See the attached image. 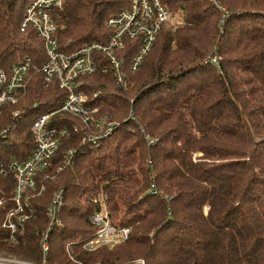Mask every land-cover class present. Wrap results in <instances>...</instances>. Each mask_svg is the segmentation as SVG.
<instances>
[{
	"label": "trees",
	"instance_id": "trees-1",
	"mask_svg": "<svg viewBox=\"0 0 264 264\" xmlns=\"http://www.w3.org/2000/svg\"><path fill=\"white\" fill-rule=\"evenodd\" d=\"M32 2L0 0V68L46 60L34 29L21 30ZM130 2L62 0L59 47L106 42V22ZM161 3L171 19L128 84L117 86L111 70L88 78L87 92H98L92 106L115 122L113 130L96 143L83 142L81 130L61 140L40 173L43 193L30 200L34 213L13 243L1 223L16 178L0 175V252L41 262L46 210L63 190L50 264H264V0ZM134 54L126 49L124 57ZM65 95L56 82L46 86L34 76L0 116V163L29 157L32 122ZM53 118L60 127L81 123L67 113ZM70 148L74 163L65 165ZM103 206L112 224L131 228L129 237L86 249L96 230L90 217Z\"/></svg>",
	"mask_w": 264,
	"mask_h": 264
},
{
	"label": "built area",
	"instance_id": "built-area-1",
	"mask_svg": "<svg viewBox=\"0 0 264 264\" xmlns=\"http://www.w3.org/2000/svg\"><path fill=\"white\" fill-rule=\"evenodd\" d=\"M61 7L62 0H33L26 8L22 20L21 30L32 28L42 39L46 51L45 62L38 65L26 58L9 69L0 68V116L6 106L20 102L36 74L43 76L46 86L56 82L66 92L56 110L40 114L32 122L34 149L29 157L0 163V175L13 174L16 178L12 189L13 206L7 210L1 223V227L8 232L11 243L17 241L34 213L30 200L43 193L45 187H39L40 173L50 166L60 148L61 140L81 130L85 133L83 142L88 138L96 143L99 138L108 136L115 126V122L109 121L105 114L99 113L97 106H92L98 92L93 95L87 92L90 87L88 78L111 70L117 86H126L129 73L139 69L154 47L163 24L171 19L170 10L161 0H131L128 8L106 22V26L111 29L106 42L94 41L75 50L64 51L59 47L56 36V10ZM130 48L135 54L127 60L124 53ZM58 112L77 117L81 123L57 126L52 117ZM18 114L19 110L13 112L14 116ZM131 117H134L133 113ZM2 133L6 135L8 129ZM74 155L75 149L67 150L65 165L74 163ZM2 203L1 199L0 204ZM63 205V190L56 191L46 210L49 225L41 238V262L0 254V264H50L49 238L51 231L63 224L60 217ZM90 222L96 228L94 235L84 245L90 250L125 241L131 231L128 226L118 227L112 224L106 208L93 213ZM69 245L67 250L71 253Z\"/></svg>",
	"mask_w": 264,
	"mask_h": 264
},
{
	"label": "rangeland",
	"instance_id": "rangeland-1",
	"mask_svg": "<svg viewBox=\"0 0 264 264\" xmlns=\"http://www.w3.org/2000/svg\"><path fill=\"white\" fill-rule=\"evenodd\" d=\"M177 21V20H176ZM103 208H105V206H103ZM0 254H6V255H8V254H10V253H2V252H0Z\"/></svg>",
	"mask_w": 264,
	"mask_h": 264
}]
</instances>
